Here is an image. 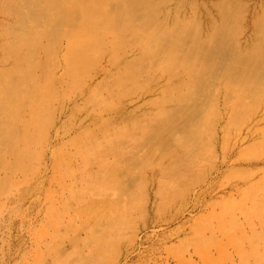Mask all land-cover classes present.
<instances>
[{"label":"rangeland","instance_id":"obj_1","mask_svg":"<svg viewBox=\"0 0 264 264\" xmlns=\"http://www.w3.org/2000/svg\"><path fill=\"white\" fill-rule=\"evenodd\" d=\"M4 1L0 162L6 148L23 147L10 138L29 129L36 88L49 99L25 169L0 166V264H264V96L227 86L215 100L210 82L191 99L193 71L168 72L159 58L133 67L131 28L111 61L105 43L114 34L102 24L138 27L165 0H77L72 13L63 0H32L44 21L19 41ZM164 10L196 25L191 40L232 25L244 55L264 48V0H167ZM166 49L159 42L162 56ZM75 52L84 55L73 73ZM198 107L204 115L191 130Z\"/></svg>","mask_w":264,"mask_h":264},{"label":"bare ground","instance_id":"obj_2","mask_svg":"<svg viewBox=\"0 0 264 264\" xmlns=\"http://www.w3.org/2000/svg\"><path fill=\"white\" fill-rule=\"evenodd\" d=\"M9 1H12L13 4L10 5ZM117 1H119L120 7H122L121 0ZM166 2L167 0L161 3L158 2L157 5H154V7L150 8L149 11L144 14V18L143 16L139 18V20L142 21V24H140V26L138 27H134L132 24H128V27H121L116 23L114 19H110L102 24V27L105 30H108L114 34L112 40L105 43V46L111 49L109 54L111 56V61L116 60L118 52L122 48L123 44L122 42H120L122 32L128 28H131L134 29L137 34V44L139 45L135 49L137 50V52H139L140 58L139 62L134 64L133 67L137 69L140 62H142L143 60H147L150 58H159L161 62L160 65L164 70L168 72H173L175 71V68L180 66L193 71L192 81L188 87H194L197 85V90L195 91V93L189 94L191 99H196L197 96L202 92H206V88L209 86L210 82H215V85L213 86V99L215 100L222 93L219 90L223 87L227 88V86L228 89L233 88L235 91H238L240 89L242 91L254 93V95L257 94L258 96H264V48H261L258 54L261 59H258V56L256 54L250 56L244 55L239 45H237V43H235L236 41H234L237 32H234V27L232 25H230L229 28L225 26H219L216 29L215 33H213L212 36L210 35L206 40H191V38L194 37V33H196V25H193V22L181 21L178 19V17L175 18V16L171 14L172 12L169 13L165 11L164 6ZM63 4L67 8L69 13H72L78 8L77 0H63ZM31 6L32 0H6L2 3L1 12L9 14L13 18H15V27H13L12 29L10 27L7 28H9V35L11 37H14L16 41L22 39L21 35L24 33H21L20 31L24 28H36L43 24V13L40 12L38 8H33ZM88 10L89 7L84 8V11L87 13ZM188 19H191V17ZM51 20L52 18L50 16H47V21L50 22ZM248 22L250 21L248 20ZM50 25H53L52 22L50 23ZM190 40L192 44H190ZM159 42L167 43L166 53L165 55L163 54V56L162 54H160L161 52L158 51ZM75 44L76 41L72 43L73 49L75 48ZM190 53H192L191 56ZM83 55L79 52H75L72 55V64L69 68L71 72H76L78 66L83 61ZM126 62H128L127 59ZM130 65L127 64L126 66H128V68H131ZM195 70H198L199 72H197L196 74ZM36 89L37 90L35 92V97H31V101L29 102L31 117L28 121L25 120L23 122L19 118L17 104L14 100H12L13 102L10 104L11 113L14 116L15 120L17 122H23L22 128L25 127L29 129L27 131L25 129L22 132L14 133L11 136L10 139L12 140L13 146L15 143H18L23 147L22 149L20 148L18 150L15 149V146L13 148L8 147L5 149L0 162L2 170L14 172L19 168L25 169L27 164L23 163L24 160H30L28 147L33 143L37 144L41 142L40 138L46 130V119L44 117L38 118V116H41L44 108L43 104L49 98H42L40 88ZM205 89L206 91H204ZM198 109H195L194 111L195 117L193 118L191 130H195L198 128L197 124L200 121V114L202 116L204 115L203 108L198 107ZM6 119L7 116H4L3 121H5ZM210 127L211 125H207L208 130H210ZM189 133L190 130L188 129L186 132H184V135L180 138L179 142L183 141L187 143L189 141ZM76 146L78 148H83V139L78 140ZM7 154L13 156V160L11 159L9 161L6 156ZM1 185L2 184L0 183V190ZM203 194L205 195V193Z\"/></svg>","mask_w":264,"mask_h":264}]
</instances>
